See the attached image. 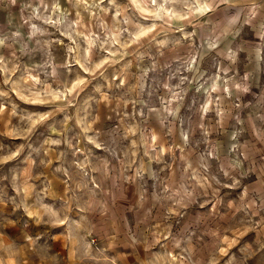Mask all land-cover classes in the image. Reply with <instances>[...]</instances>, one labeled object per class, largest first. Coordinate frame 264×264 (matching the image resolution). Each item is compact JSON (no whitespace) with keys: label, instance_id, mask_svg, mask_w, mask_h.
<instances>
[{"label":"clouds","instance_id":"1","mask_svg":"<svg viewBox=\"0 0 264 264\" xmlns=\"http://www.w3.org/2000/svg\"><path fill=\"white\" fill-rule=\"evenodd\" d=\"M0 264H264V0H0Z\"/></svg>","mask_w":264,"mask_h":264}]
</instances>
